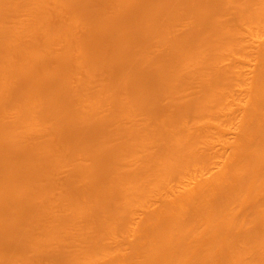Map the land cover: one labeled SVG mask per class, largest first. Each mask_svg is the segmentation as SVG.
<instances>
[{
  "label": "bare ground",
  "instance_id": "bare-ground-1",
  "mask_svg": "<svg viewBox=\"0 0 264 264\" xmlns=\"http://www.w3.org/2000/svg\"><path fill=\"white\" fill-rule=\"evenodd\" d=\"M85 1L0 0V264H264V0Z\"/></svg>",
  "mask_w": 264,
  "mask_h": 264
},
{
  "label": "rangeland",
  "instance_id": "rangeland-1",
  "mask_svg": "<svg viewBox=\"0 0 264 264\" xmlns=\"http://www.w3.org/2000/svg\"><path fill=\"white\" fill-rule=\"evenodd\" d=\"M87 1H88V0H87ZM87 1H85V2H87ZM90 1H91V0H90ZM156 1H158V0H156ZM160 1H162V0H160ZM88 2H89V1H88ZM113 9H114V8H113ZM113 9H112V10H113ZM131 9H133V8H131ZM112 10H111V11H112ZM197 10H198V9H197ZM108 11H109V9H108ZM111 11H110V12H111ZM194 11H196V10H194ZM230 11H233V10H230ZM110 12H109V13H110ZM114 12H115V11H114ZM196 12H197V11H196ZM198 12H199V10H198ZM198 12H197V13H198ZM18 14H19V13H18ZM190 14H191V13H190ZM195 14H196V13H195ZM195 14L193 13L192 16L188 14L187 16L192 17V19L195 20L196 17L193 18V16H194ZM196 15H197V14H196ZM200 15H201V14H200ZM16 16H17V15H16ZM16 16H15L14 18H16ZM19 16H20V15H19ZM21 16H24V15H21ZM21 16H20V17L17 16V18H19V21L21 20L20 18H22ZM184 16H185V15H184ZM198 16H199V15H198ZM65 17L68 18V16H66V14H65ZM184 19H185V18H184ZM17 20H18V19H17ZM17 20H16V19H13L14 22H16ZM189 20H190V18H189ZM189 20H188V19H187V20L185 19V20L182 21V19H181V22H179V24H177V26L175 27V29L172 30V34H173V33H175V34H178V33H179V35H180V37H181V32L183 33L185 30H187V27L189 26ZM196 20H197V18H196ZM13 21H12V22L10 21V23H13ZM190 21H191V20H190ZM192 21H193V20H192ZM194 23H196V22H194ZM263 23H264V22H263ZM263 23H262V24H263ZM196 25H197V24H196ZM196 25H195V24H194V25L191 24L189 27L191 28V26L194 27V26H196ZM204 26H205V25H204ZM262 26H263V25H262ZM235 27H236V28H233V29H237V28H238V26H235ZM244 27H246V26H244ZM244 27H243V28H244ZM190 28H188V29H190ZM194 28H195V27H194ZM239 28H241V30H244V29H245V28L243 29L242 26H240ZM246 28H247V27H246ZM261 28H262V27H261ZM263 29H264V28H263ZM190 30H191V29H190ZM237 30H238V29H237ZM84 31H85V30H84ZM84 31H83V28H79V29H78V33H79V34H83ZM239 31H240V29H239ZM261 31L264 32V30H260V35L262 34V38H263V39H262L261 36H260V39H261L260 42H262V40H264V33H263V32L261 33ZM184 33H185V35H183V36H187L188 30H187V32L185 31ZM253 34L255 35V33H253ZM253 34H252V35H253ZM170 35H171V34H169V38H170ZM179 35H177V37H178ZM249 35H250V34H248L247 36H249ZM173 36H176V35H173ZM173 36H172V37H173ZM183 36H182V37H183ZM242 36H243V35H242ZM242 36H240V39H241ZM247 36L245 35V39L247 38L246 40H248L249 38H252V37H250V36H249V37H247ZM177 37H175V38H177ZM185 38H186V37H185ZM257 38H258V37H257ZM257 38H256V39H257ZM170 39H172V38H170ZM245 39H244V37H242L241 40H245ZM253 39H254V38H253ZM253 39H252V41H254V40L257 41L256 39H254V40H253ZM246 40H245V41H246ZM249 40H250V39H249ZM258 41H259V40H258ZM154 46H158V45L156 44V45H154ZM160 46H161V45H160ZM160 46H158V47H154V48H156V49H154V48L152 47V49H153L152 53H153V54H158V53H156V52H159V50H161V49L163 50V47H164V46H162V47H160ZM166 46H167V45H165V47H166ZM166 48H167V47H166ZM166 48H165V49H166ZM152 49H151V50H152ZM165 51H166V50H165ZM167 51H168V48H167ZM167 51H166V52H167ZM162 52H164V51H162ZM160 53H161V52H160ZM153 54H151V55H153ZM108 55H111V53H109ZM108 55H107V56H108ZM107 56H105V59H106V60L112 57V56H111V57H109V58H106ZM231 56H233V55H231ZM231 56H230V58H231ZM132 57H133V55L131 56V60L134 59V60L136 61L135 58H136L137 56L135 57V55H134L133 59H132ZM230 58H229V60H230ZM235 59H236V58H235ZM137 60H138V59H137ZM224 60H225V59H224ZM102 61H103V60H102ZM226 61H228V58H227V60H225L224 62H226ZM219 62H220V61H219ZM224 62H223V64L220 62L222 66H223V65H226ZM229 62H230V61H229ZM229 62H228V63H229ZM256 62H257V61H256ZM220 63H219V64H220ZM228 63H227V64H228ZM229 64H230V63H229ZM246 65H249V66L246 67ZM246 65H244V66H245L244 69H245V68H246V69H248V68L250 69V67L253 68V63H251V64H248V63H247ZM251 65H252V66H251ZM222 66H221V67H222ZM189 67H190V66H189ZM191 67H193V66H191ZM40 68H41V67H40ZM194 68H196V67L191 68V69H190V72H192V71H193L192 69H194ZM112 69H113V68L111 67V70H112ZM185 69L187 70V69H189V68H188V67H187V68H186V67L184 68V71L187 73L188 70L186 71ZM246 69H245V70H246ZM43 70H45V69H43ZM47 70H49V69H47ZM114 70H115V69H114ZM166 70H167V69H166ZM166 70H165V71H166ZM191 70H192V71H191ZM40 71H42V69H40ZM49 71H50V70H49ZM49 71H46V70H45V74H46V72H49ZM184 71H183V73H184ZM249 71H250V70H249ZM249 71L247 70V72H249ZM251 71H252V70H251ZM251 71L249 72V74H250V73L252 74ZM52 72H53V71H52ZM42 73H44V71H43ZM49 73H50V72H49ZM101 73H102V72H101ZM102 74H103V73H102ZM109 74H113V73L110 72ZM188 74H189V73H187V75H188ZM51 75H52V73H51ZM184 75H185V74H184ZM187 75H186V76H187ZM252 75H253V74H252ZM100 76H101V74L99 75V77H100ZM103 76H104V75H103ZM103 76H101V77H103ZM113 76H114V75H113ZM186 76H185V77H186ZM78 77L81 78L80 74H78ZM78 77L76 78V75L74 76V78L77 79V80H78ZM101 77H100V78H101ZM96 78H97V77H96ZM75 79L72 78V80H75ZM101 79H103V78H101ZM112 79H113V78H112ZM77 80H76V81H77ZM97 80H98V78H97ZM97 80H94L93 83H92L93 85H94V84L96 85V87H95V85L93 86V88L95 87V90H96L97 88H101V87H100L101 84L103 85V83H102L103 80H102V81L99 80L98 82H97ZM104 80H105V81H104V84H105V83H106V79H105V77H104ZM197 80H199V79H197ZM79 82H80V79L78 80V84H79ZM96 82H97V84H96ZM192 82H194V81H192ZM73 83H74V81H73ZM75 83H76V82H75ZM75 83H74V85H75ZM195 83H196V82H195ZM78 84H77V85H78ZM92 84H91V85H92ZM190 84H191V83H190ZM77 85H76V86H77ZM187 85H189V84H187ZM187 85H185V86H187ZM195 85H196V84H195ZM199 85H200V83H199ZM199 85H198V86H199ZM185 86H184V87H185ZM189 86H191V85H189ZM192 86H194V84H193ZM192 86L189 87V88H186V87H185L186 89H185L184 87H182V89H183V88L185 89V91L183 90L185 93H184V92H183V93L186 94V95H189L188 97H190L191 99H192V97L194 98L195 95L197 94V93L195 92V89H196V88L194 87V89H193ZM198 86H197V89H198ZM240 86H241V85H240ZM240 86H239V87H240ZM77 87H78V86H77ZM91 87H92V86H91ZM187 87H188V86H187ZM241 87H242V86H241ZM150 88H151V87H150ZM150 88H148V89H150ZM243 88H244V86H243ZM182 89H181V91H182ZM199 89H200V88H199ZM201 89H202V88H201ZM201 89H200V91H201ZM224 89H225V88H224ZM224 89L221 88V89H218V91H220V90L222 91V90H224ZM236 89L239 90L238 87H237V88H234V90H236ZM91 90H92V89H91ZM193 90H194V92L196 93V94H194V95L192 94V91H193ZM249 90H250V89H249ZM249 90H248V91H249ZM92 91H93V90H92ZM96 91H97V90H96ZM96 91H93V92H96ZM147 91H148V90H147ZM196 91H198V90H196ZM200 91H198V95H197V97H198L199 95L201 96V94H200L201 92H200ZM221 91H220V92H221ZM248 91H247V93H250L252 90L249 91V92H248ZM97 92H98V91H97ZM199 92H200V93H199ZM239 92H240V91H239ZM239 92H236V93L239 94ZM76 93H77V92H76ZM179 93L183 94L182 92H179ZM236 93H235V92L232 93V94H234V97L237 98V99L234 98V99L236 100V102H234L233 100H231V101H233L234 103H237L236 106L238 105V101H240V102H242V103H245V101H247V103L250 102L249 100H246V99H249L247 96H246L245 98H243L244 96H241V93H240V97H242V98H240V97L238 96V94H236ZM181 94H179V95L181 96ZM190 94H191V95H190ZM235 94H236V95H235ZM251 94H252V93H251ZM251 94H250V95H251ZM76 95H77V94H76ZM192 95H193V96H192ZM244 95H245V94H244ZM246 95H247V94H246ZM78 96H79V94H78ZM180 96H179V97H180ZM184 96H185V95H184ZM184 96H183V97H184ZM252 96H253V95H252ZM252 96H250V97L253 99L254 96H253V97H252ZM188 97H186L187 100L189 99ZM230 97H233V95H231ZM74 98H75V100L77 101V99H76L77 97H74ZM74 98H73V99H74ZM78 98H79V97H78ZM148 98H149V97H148ZM148 98H147L146 100H148ZM150 98H151V97H150ZM168 98H169V97H168ZM172 98H173V97H172ZM180 98H181V97H180ZM180 98H178V101H180L181 99H184L185 97H184V98H181V99H180ZM186 98H185V99H186ZM79 99H80V98H79ZM81 99H82V98H81ZM162 99H163V98H162ZM162 99H160V100H162ZM166 99H167V97H166ZM169 99H170V98H169ZM176 99H177V98H176ZM179 99H180V100H179ZM185 99H184V100H185ZM231 99H233V98H231ZM252 99H251V100H252ZM75 100H74V101H75ZM167 100H168V99H167ZM173 100H175V98H173ZM189 100H190V99H189ZM253 100H254V99H253ZM253 100H252V101H253ZM79 101H81V100H78V103H79ZM82 101H83V99H82ZM82 101H81V102H82ZM84 101H85V99H84ZM144 101H145V100H144ZM149 101L151 102V100H149ZM169 101H171V100H169ZM169 101H168V102H169ZM176 101H177V100H176ZM181 101H183V100H181ZM248 101H249V102H248ZM252 101H251V102H252ZM72 102H73V100H72ZM72 102H71V103H72ZM81 102H80V103H81ZM147 102H148V101H147ZM161 102H163V100H162ZM80 103H79V104H80ZM110 103H111V102H109V104H110ZM114 103H115V102H114ZM114 103H113V102L111 103V104H113L114 107H113L112 105H110V106L113 107V109L115 108ZM79 104H77V107L79 106ZM83 104H86V103L83 102ZM109 104H108V106H109ZM147 104H149V103H147ZM163 104L165 105V100H164ZM252 104H254V101L252 102ZM252 104H251V105H250V103L247 104V105H248L247 108H248L249 105H250L249 110L252 109V108H251V107L253 106ZM70 105H71V104H70ZM70 105H68V108L70 107ZM73 105L75 106L76 104H73ZM234 105H235V104H234ZM71 106H72V105H71ZM83 106H84V105L81 106V104H80L79 107L83 108ZM85 106H86V105H85ZM103 106H104V105H103ZM236 106H235V108H236ZM72 107H73V106H72ZM105 107H106V109H105ZM65 108H66V107H65ZM81 108H80V109H81ZM108 108H109V107H108ZM108 108H107L106 105L103 107V109H102V107H101V109H100L101 114H102V113L104 114V109L107 110V111H109ZM253 108H254V106H253ZM255 108H257L256 105H255ZM255 108H254V109H255ZM70 109H73V108L70 107ZM74 109H79V108H76V106H75ZM83 109H84V108H83ZM113 109H112V110L110 109V111L113 112ZM144 109H145V108H144ZM146 109H148V108H146ZM233 109H234V108H233ZM236 109H237V108H236ZM238 109H239V108H238ZM102 110H103V112H102ZM139 110H142V111H143L142 108L139 109ZM247 110H248V109H247ZM252 110H253V109H252ZM145 111H146V110H145ZM147 111H148V110H147ZM149 111H150V109H149ZM149 111H148V112H149ZM151 111H152V110H151ZM240 111H241V110H240ZM111 112H110V114H111ZM139 112H140V111H139ZM244 112H246V110H245ZM247 112H251V110H250V111H247ZM252 112H254V111H252ZM108 113H109V112H108ZM108 113L105 112V114H108ZM142 113L145 114V113H147V112H144V111H143ZM15 114H17V113L14 112V115H15ZM103 114H102V115H103ZM110 114H109V115H110ZM137 114H139V113L136 112V114H135V116L133 117V119L138 120V119H136V118H138V116L143 115V114H141V112H140L141 115L136 116ZM149 114H151V113L149 112ZM152 114H153V113H152ZM238 114H239V112H237V116H238ZM242 114H243V112H242ZM244 114H245V113H244ZM244 114H243V115H244ZM246 114H247V113H246ZM246 114H245V115H246ZM248 114H249V113H248ZM7 115H9V116H8L9 118H10V117H12V118L14 117L15 119H16V116H17V115H16V116H13V114L11 115L10 113L7 114ZM7 115H6V117H7ZM146 115H147V114H145V116H146ZM239 115H241V113H240ZM63 116L66 117V115H63ZM104 116H105V115H104ZM147 116H149V117L151 116V117L154 118L153 115H147ZM147 116H146V117H147ZM6 117H5V118H6ZM149 117L146 118V119H150V118H151V117H150V118H149ZM238 117H240V116H238ZM238 117H236V118H238ZM9 118H6V119H9ZM12 118H11V119H12ZM65 119H67V117H66ZM142 119H144V122H141V123H145V124H147V126H150L149 123L152 122L151 120H150L151 122H149V120H145V118H143V116H142V117L139 119V121H142ZM151 119H152V118H151ZM154 119H155V118H154ZM238 119H239V118H238ZM62 120H63V119H62ZM116 120H118L117 122L122 121V120H119V119H116ZM123 120H124V119H123ZM234 120H236V121H234ZM234 120H233L234 122H237V119H234ZM10 121H11V120H10ZM50 121H51V120H50ZM50 121H46V122H50ZM68 121H69V119H68ZM68 121L65 122V123L68 124ZM139 121H137V122H138L137 124L140 123ZM146 121H148L149 123H147ZM238 121H239V120H238ZM117 122H115V123H117ZM122 122H123V121H122ZM122 122H121V124H122ZM154 122H156V121H154ZM154 122H153V124H155ZM63 123H64V122H63ZM115 123H114V124H115ZM134 123H136V122H134ZM189 123H190V122H189ZM189 123H188V124H189ZM192 123H193V122H192ZM192 123L189 124L188 126H190V125L193 126ZM49 124H51V123H49ZM119 124H120V123H119ZM119 124H118V125H119ZM137 124H136V126H137V127H140V124H139V125H137ZM148 124H149V125H148ZM151 124H152V123H151ZM153 124H152V125H153ZM156 124H157V123H156ZM156 124H155V125H156ZM236 124H237V123H236ZM44 125H45V127H43V128H46V125H47V124H46L45 122H44ZM141 125L143 126V124H141ZM155 125H154V127H155ZM115 126H116V124H115ZM142 126H141V127H142ZM145 126H146V125H145ZM41 127H42V126H41ZM41 127H40V128H41ZM49 127H50V126H47V128H46L47 131H48ZM141 127H140V128H141ZM154 127H153V128H154ZM150 128H152V127L150 126ZM40 130H41V129H40ZM40 130H38V131H39V132H42V130H44V129H42L41 131H40ZM38 131H35V132H36L35 135H37V132H38ZM47 131H46V132H47ZM35 132H33V133H35ZM31 133H32V132H31ZM31 133H30V134H31ZM33 133H32V135H33ZM43 133H44V132H43ZM40 134H41V133H40ZM40 134H39V135H40ZM45 134L47 135V133H45ZM71 134H72V133H71ZM39 135H38V136H39ZM42 135H43V134H42ZM234 135L237 136V134H234ZM234 135H233V133L230 134V137H229V138H230V141H233V139L235 138ZM28 136H29V134H28ZM43 136H44V135H43ZM43 136H42V137H43ZM72 136H73V135H72ZM74 136H75V135H74ZM250 136H251V135H250ZM26 137H27V136H26ZM29 137H31V136H29ZM35 137H36V136H35ZM70 137H71V136H70ZM75 137H76V136H75ZM253 137H254V134H253ZM31 138L34 139V137H31ZM39 138H40V136H39ZM43 138L45 139L46 136H44ZM72 138H73V137H71V139H72ZM151 138H153V137H151ZM251 138H252V137H251ZM251 138H250V140L252 141L253 139H251ZM29 139H30V138H29ZM29 139H27V140H29ZM144 139H145V138H144ZM149 139H150V137H149L148 139L146 138L145 140H143V144H144V141L148 142ZM153 139H154V138H153ZM153 139H151V141H152ZM155 139H156V138H155ZM25 140H26V138H25ZM30 140H31V139H30ZM41 140H42V138H41ZM41 140H39V141H41ZM59 140H60V139H57V140L55 139L53 145H54L56 142H58ZM90 140H91V139H90ZM92 140H93V139H92ZM92 140H91V142H92ZM147 140H148V141H147ZM250 140H249V141H250ZM60 141H61V140H60ZM151 141L148 142V144H147L148 146H149V143L151 144ZM153 141H154V140H153ZM153 141H152V142H153ZM155 141H156V140H155ZM155 141H154V143H155ZM27 142H28V141H27ZM36 142H37V141H36ZM43 142H44V140H43ZM154 143H153V144H154ZM29 144H30V142H29ZM29 144H28V145H29ZM31 144H32V142H31ZM145 144H146V143H145ZM55 145H56V144H55ZM58 145H59V146H63L61 143H59V144L56 145V147H57ZM147 145H146V146H147ZM151 145H152V144H151ZM26 147H28V146H26ZM152 147H153V145H152ZM152 147H151V148H152ZM54 148H55V147H54ZM140 148H141V147H140ZM149 148H150V146H149ZM56 149H57V148H56ZM79 156H81V155H79ZM75 157H77V156H75ZM81 157H82V158L80 159V160H81V164H80V162H79V161H80L79 159L75 158L76 161H75L74 158H73V159H74L75 162H79L78 164L83 165V162H84V161H82V159H83V160H84V159L87 160L88 158H85V157H83V156H81ZM78 158H79V157H78ZM130 158H131V157H130ZM132 159H134V158H132ZM137 159H138V158H137ZM137 159H136V160H137ZM71 160H72V158L70 159V162H71ZM77 160H78V161H77ZM134 160H135V159H134ZM140 160H141V159H140ZM74 161H73V162H74ZM137 161H139V160H137ZM217 161H218V162H219V161L222 162L221 160H217ZM66 162H67V161H66ZM66 162H65V163H66ZM68 162H69V160H68ZM87 163H88V160H87ZM87 163L85 162L84 165H86ZM89 163H90V161H89ZM138 163H139V162H138ZM138 163H136V164H138ZM67 164L69 165L70 163H67ZM67 164H66L65 167H64V165H63L64 168H61L60 170L58 169L59 171L56 173V175H55V174L53 175V177H55V180H58V181H56V182H57V183L60 182V183H59V186H58V184L56 185L54 179L51 181V182L54 181V183H55V184L53 183V184H54V185H53L54 187H57V186H58V188L56 189V191H55L54 189H52V192H53V190H54V192H55V198H56L55 203H56V204L58 203L59 205L62 203L60 206L63 205V202L60 203V202H59V199H60L61 197H64L63 195L65 194L66 189L69 190V188H67L69 185L66 186L69 182H67L66 184H65V182H66V180H67L68 178H71V177H72V176L69 177V176H70V172L72 171V172H71V174H72V173L74 172L73 170L75 169L74 167H76V165H75L74 163H72V165H75L74 167L71 166V164H70V166H68ZM76 164H77V163H76ZM78 164H77V166H78ZM220 164H221V163H218V165H217L216 167L211 168V169H212V172H207L206 175H210V174H212V173H213V175H214V174L217 172L218 166H219ZM134 165H135V164H134ZM220 166H221V165H220ZM61 167H62V166H61ZM103 167H104V166H103ZM103 167H102V168H103ZM127 167H128V165H127ZM71 168H74V169L71 170ZM128 168H129V167H128ZM102 170H105V171H106V167H105V169H102ZM102 170H101V172L103 173L104 171H102ZM101 172H100V173H101ZM102 173H101V174H102ZM106 173H107V172H106ZM101 174H100V176H101ZM103 174H105V172H104ZM50 175H51V174L49 173V176H50ZM49 176H48V177H49ZM51 176H52V175H51ZM102 176H103V175H102ZM106 176H107V175H106ZM106 176H105V177H106ZM53 177H52V178H53ZM52 178H51V179H52ZM102 178H103V177H102ZM48 179H50V177H49ZM68 180H70V179H68ZM42 181H43V180H41L40 182H42ZM45 181H47V179H46ZM45 181H43V183H44ZM103 181H104V180L102 179V182H103ZM32 182H33V180H32ZM32 182H31V184H33V183L35 184V182H33V183H32ZM47 182H49V181H47ZM71 182H73V181H71ZM36 183H37V182H36ZM62 183H63V184H62ZM79 183H80V182H79ZM104 183H105V182H104ZM41 184H42V183H41ZM46 184H47V183H46ZM71 184H72V183H71ZM75 184H76V183H75ZM99 184H101V181L99 182ZM102 184H103V183H102ZM47 185H49V184H47ZM50 185H51V183H50ZM72 185H73V184H72ZM77 185H78L79 187H75V185H74V187H75L76 189H77V188H80V185H79L78 183H77ZM32 186H33V185H32ZM53 186H52V188H54ZM36 187H37V186H36ZM69 187H70V186H69ZM177 187H178V186H177ZM75 188L72 187L71 189H72L73 191H75V190H76ZM32 190H36V189H35V188L33 189V187H32ZM68 190H67V191H68ZM69 191L71 192V190H69ZM69 191H68V192H69ZM52 192H50V194H51ZM71 193H72V192H71ZM71 193H70V194H71ZM73 193H74V192H73ZM73 193H72V194H73ZM53 194H54V193H53ZM72 194H71V195H72ZM67 195H68V194L66 193V196H67ZM51 196H52V195H51ZM66 196L64 197L65 199H66ZM67 197H68V196H67ZM53 198H54V197H53ZM55 198H54V199H55ZM256 198H257V201H258V197H256ZM54 199H52V200H54ZM255 200H256V199H255ZM60 201H61V200H60ZM251 201H252V200H251ZM259 201H261L260 198H259ZM259 201H258V202H259ZM53 202H54V201H53ZM255 202H256V201H255ZM258 202H256V203H258ZM51 203H52V202H51ZM250 203L252 204V202H250ZM253 203H254V202H253ZM256 203H254V204H256ZM53 204H54V203H52L51 207L53 206ZM56 204H54L55 207H57ZM238 207H239V206H238ZM49 208H50V206H49ZM49 208H48V211H49ZM60 208H61V207H60ZM239 208H240V207H239ZM239 208H237V207L235 208V207H234L233 209H234V210H235V209H236V210H239V212H241V211H240L241 209H239ZM241 208H242V207H241ZM244 208H245V207H244ZM63 209H64V207H63ZM24 210H26V209H24ZM54 210H55V209H54ZM61 210H62V208H61ZM61 210L58 209V207H57V209H56L57 212L54 211V213H58V212L61 213ZM234 210H233V211H234ZM236 210H235V212H236V214H237L238 212H237ZM51 211H52V209H51ZM51 211H49V212H51ZM62 211H63V210H62ZM66 211H69V210H66ZM242 211H243V210H242ZM23 213H26V212L24 211ZM52 213H53V211H52ZM239 214H240V213H239ZM263 214H264V213H262V216H263ZM262 216H258V215H257V218H258V217H262ZM257 218H256V219H257ZM263 218H264V216L261 218L260 221H259V219H258V220H256V222H257V223L259 222L260 224H262L261 221H262V222L264 221ZM47 221H49V220H47ZM239 221H240V220H239ZM240 222H243V223H244L245 221L242 220V221H240ZM247 222H248V221H247ZM251 222H252V221H251ZM251 222H249V223L251 224ZM46 223H49V222H46V221H45L44 224H46ZM238 223H239V222H238ZM263 223H264V222H263ZM49 224H51V221H50ZM90 224L94 226L93 223H90ZM239 224H242V223H239ZM244 224L246 225V223H244ZM244 224H243V225H244ZM247 224H248V223H247ZM250 224H248V226H249ZM46 225H47V224H46ZM82 225H83V224H82ZM91 225H90V226H91ZM237 225H238V224H237ZM252 225H253V224H252ZM252 225H251V226H252ZM80 226H81V224H79V226H78L79 229H82V226H81V227H80ZM84 226H85V225H84ZM39 227H40V226H39ZM78 227H75V228H78ZM237 227H238V226H237ZM239 227H240V226H239ZM243 227H244V226H243ZM245 227L247 228V226H245ZM245 227H244V228H245ZM249 227H250V226H249ZM35 228H36V227H35ZM85 228H86V227H83V230H84ZM202 228H203V227H202ZM246 228H245V229H246ZM79 229H78V230H79ZM241 229H242V225H241ZM33 230H35V229H33ZM37 230H38V228L36 229V231H37ZM39 230H40V231H39ZM39 230H38V231H39V235H38V234H37V235L40 237V234H42L43 229L41 230V227H40ZM38 231H37V232H38ZM34 232H35V231H34ZM33 234H34V233H33ZM126 234L128 235V233H126ZM126 234H122V236H123V235H126ZM42 235H43V234H42ZM42 235H41V236H42ZM119 235H121V234L119 233ZM127 235H126V236H127ZM122 236H120V237L118 236L117 238H118V239H121ZM124 237H125V236H123L122 238H124ZM117 238H116V239H117ZM15 240H16V239H15ZM53 243H54V242H53ZM53 243H52V244H53ZM55 244H56V245H55V248H56L57 243L55 242ZM53 245H54V244H53ZM50 247L54 248V246H51V244H50ZM32 250H33V249H32ZM32 250H31L30 252H29L28 250L26 251V256H27V257H28V254L31 255L30 253H32V257H33V253L35 252V250H34V252H33ZM27 252H28V254H27ZM35 254H36V252H35ZM35 254H34V255H35ZM105 254L110 255L111 253H108V252H107V253H105ZM105 254H103V255H101V256H104ZM112 254H113V256L115 255V253H113V252H112ZM107 255H105V258H108V257H106ZM101 256H100V257H101ZM110 256H111V255H110ZM110 256H109V259H110ZM32 257L30 256L29 258L32 259ZM139 257H140V256H139ZM36 258H37V257L35 256V260H36ZM103 258H104V257H103ZM103 258H101V261H102ZM105 258H104V260H105ZM33 259H34V258H33ZM99 259H100V258H99ZM99 259H98V260H99ZM139 259H140V258H139ZM99 261H100V260H99ZM101 261H100V262H101ZM107 261H109V260H107ZM41 262H42V261H41ZM41 262H40V263H41ZM43 262H45V261H43ZM104 262H105V261H104ZM40 263H38V264H40ZM33 264H37V262H36V263L34 262ZM41 264H44V263H41ZM121 264H122V263H121Z\"/></svg>",
  "mask_w": 264,
  "mask_h": 264
}]
</instances>
